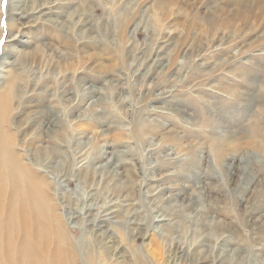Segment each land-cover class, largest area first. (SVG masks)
<instances>
[{"label":"rangeland","instance_id":"rangeland-1","mask_svg":"<svg viewBox=\"0 0 264 264\" xmlns=\"http://www.w3.org/2000/svg\"><path fill=\"white\" fill-rule=\"evenodd\" d=\"M7 4L0 50L9 34L25 41L6 55L19 75L9 116L37 104L61 129L18 132L14 148L50 151V177L29 164L68 264H264L251 229L264 218V1L71 0L81 38L43 22L10 30Z\"/></svg>","mask_w":264,"mask_h":264},{"label":"bare ground","instance_id":"bare-ground-1","mask_svg":"<svg viewBox=\"0 0 264 264\" xmlns=\"http://www.w3.org/2000/svg\"><path fill=\"white\" fill-rule=\"evenodd\" d=\"M51 1L56 0H8L7 12L8 15L11 16L7 22L8 29L11 28V23L14 21H18L20 25H22V28H28L31 27V25L35 26V23L38 25V22H43L45 25L57 27L61 32H66L69 36L72 35L81 38L80 33H83V27L87 23V20L81 22V13L83 12L74 6L72 9L68 10L69 7L66 4L71 0H62L67 7L64 6L63 2L51 3ZM259 1L264 0H255L257 6H259ZM72 3H74V1ZM52 9H54V11H52ZM67 10L70 12L68 13ZM67 16H69V19ZM61 17L63 18L61 19ZM29 18L33 19V24L28 23L27 19ZM23 19L26 21H23ZM17 29L19 28L17 27ZM22 35L23 33L20 31L17 32L16 35L10 36L9 34L7 36L8 39L6 38L5 44L0 50V264H68L74 261V259L67 255L66 247L64 245L65 236H63L61 224L58 223V220L53 223L56 214H54L53 209H48L46 200L40 190V185L42 184L34 179L36 175L32 168H30L29 164L30 162L33 163L36 165V168L40 169L44 174H47L50 177V174L53 175V172L49 171L48 166L42 167L46 164L45 162L50 156V151L48 154L49 156L40 158L39 156L31 155L28 151L29 149L26 148L27 146H20L19 152L15 151L14 148L15 143L16 145H18V142L20 145L23 143V140L20 141L17 138L18 132L27 134L31 129H35V135H43V133H46L48 136H51L52 133H56L59 136L61 131V129H57L56 124L52 122V116L49 120L43 118V110H41L37 104L32 108H27L29 111L24 120H21V118L17 119L18 116H9L11 95L18 85L17 82L19 80V75L17 72L15 73L13 71V62H9V60L6 59V55L12 49L14 43L25 42L24 39H22ZM9 42L12 44L8 47L6 43ZM10 46L11 49H9ZM161 62H163L161 58L155 60L154 67L159 68L163 64ZM170 92V90L164 91L163 94L160 95L165 96ZM45 98H47V95ZM76 99L77 98L74 97L70 99V101L74 102ZM46 116H48V114ZM79 117L80 116L77 115L76 123H78L80 119ZM8 126L14 131H8ZM59 142L62 143L61 141L56 143L59 144ZM60 147H62V145H60ZM60 147L57 148L55 146L51 149L54 155L59 156L58 160L62 159L60 153L62 154L63 151ZM80 157L81 156H78V158ZM78 164V167L83 168L85 164L84 159L80 158ZM91 173L94 175L96 172ZM248 173L249 169L243 170V177L247 178V176H249ZM89 174L90 172L86 173L87 176ZM164 188L166 189V187ZM193 204L196 206L199 205V203L194 201ZM92 208L93 207L91 206H87V209ZM104 218L100 217L98 220L101 222H114L113 219H115V216L110 215ZM163 219L164 218H162V220ZM256 219L257 221L252 223L251 229L259 230L257 232L259 235L257 236L264 239V236L260 234V232L264 230V218L263 220H261L260 217ZM159 221H161V219ZM102 227L103 226H100L98 231H100ZM47 233H50L49 237ZM51 239H53V241H51ZM45 240H47V242H45ZM50 241L52 243L51 247L49 245ZM226 259L220 258L209 261L204 256H200L199 258L196 257L197 264L208 262H210L209 264H226L229 262L227 260L225 263Z\"/></svg>","mask_w":264,"mask_h":264},{"label":"snow or ice","instance_id":"snow-or-ice-1","mask_svg":"<svg viewBox=\"0 0 264 264\" xmlns=\"http://www.w3.org/2000/svg\"><path fill=\"white\" fill-rule=\"evenodd\" d=\"M5 2H6V0H0V6H2V4Z\"/></svg>","mask_w":264,"mask_h":264}]
</instances>
